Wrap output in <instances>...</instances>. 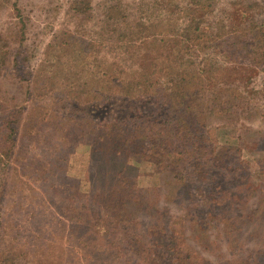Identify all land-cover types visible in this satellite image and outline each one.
I'll list each match as a JSON object with an SVG mask.
<instances>
[{
    "label": "rangeland",
    "instance_id": "374dc122",
    "mask_svg": "<svg viewBox=\"0 0 264 264\" xmlns=\"http://www.w3.org/2000/svg\"><path fill=\"white\" fill-rule=\"evenodd\" d=\"M86 1L0 0V262L264 264V0ZM178 55L216 112L169 101ZM129 165L110 202L97 167Z\"/></svg>",
    "mask_w": 264,
    "mask_h": 264
},
{
    "label": "trees",
    "instance_id": "16d2710c",
    "mask_svg": "<svg viewBox=\"0 0 264 264\" xmlns=\"http://www.w3.org/2000/svg\"><path fill=\"white\" fill-rule=\"evenodd\" d=\"M89 6H90V0H87L85 3L83 2L79 6L80 11H82V9L85 10ZM115 9L120 11V7L115 6V7H113L112 12ZM262 34L264 35V32H262ZM193 36L195 38H197V37L200 36V34L198 33V31H195L194 34H193ZM194 37H191V36L187 35V39L189 38V40H193ZM185 39L186 38L184 37V40ZM163 42H165V41H163ZM257 45L255 47H257ZM259 49L260 50H264V39H263V43H262V45H261V47ZM261 52L262 53H260V57L259 58H256V60H255L256 62H263L264 61V51H261ZM178 57H179V55H178ZM169 61H171V60H169ZM157 63L158 62L155 59L152 61V66H153V67L151 66L152 67V72H153V74L154 73L155 74L156 73H160L166 79L167 85H166V89L165 90H166V92L168 94V97L170 98L169 101L171 103H174L175 106L181 105L182 108H184L186 110H189V112H191L192 109L195 106H198V107L204 106L205 108H208V107L212 106V108H213V110H215V112L218 110L217 109V104H218V101H220V98H219V93L216 92V89L217 88L215 86H213L211 88L212 91H211L209 97H207V98L206 97H203L205 95V92H207V89L206 88H208V87H206V86H208V85L206 84L205 79H200V77H202V72H205L204 70H206V69H201L202 70L201 73L189 72L188 69L186 68V65L184 64V62L181 60L180 57H179V59H176L175 67H170L169 64L163 63L161 65V69H159L157 67ZM198 71H200V69ZM189 74H193V75H191V77H188ZM197 74H200L201 76H197ZM137 86L138 85L136 84V87ZM120 87H121V85H119V88ZM112 88H114V86H112ZM117 92L122 93V94H119L121 96L127 95V94H133L134 93L133 91H131L130 87L129 88L121 87L120 89H118V91L115 89L114 95ZM203 92H204V94H202ZM93 96H97V97H94V98H100L101 97V94L97 90L94 93ZM135 96H137V95L130 96V97H135ZM92 100H94V99L91 98L90 100H84V101L85 102H89V101H92ZM181 122H182V124H180ZM79 124H81V123H79ZM177 124H179L181 127H185L187 129V127L189 125V121H187L186 118L183 121H182L181 118H179L176 121V125ZM115 125H117V124H115ZM140 126L141 125H136L135 126V129L132 130L127 135V137H128L126 139L127 140V143H130L131 142V143L139 144L140 141H141V139L144 138L143 137L145 135L144 134V130H142L140 128ZM106 127H108V125H106ZM108 130H110L107 133L108 135H104V138L106 139L107 142L109 141L110 136L114 134L115 135L114 140L117 139L116 138L117 136H120L119 138L121 139L120 140L121 143H124V137H122L120 135V133L118 132V129H112L111 130V129L108 128ZM162 130H163V132L161 134H155L154 136H155V138L157 136V138H160L161 139V142H160L159 146H160V149L163 150L164 157H166V161H168V163H169V159L168 158H169L170 155H173V156H175L176 154L177 155L178 154L181 155V158L178 157L176 159V162L177 163L174 164L175 167L172 168V170L178 172L180 174V180L182 182H185L184 180L188 176L185 173V171H184L185 170V165H186L185 163H186V159H187V153L186 152H188V151H187V149L185 147H174L175 144H173L171 142V140H172L171 132H174V131H171L169 133H168V131H165L166 132L165 133L164 132V129H162ZM123 134H124V132H123ZM152 141H154L153 144L157 145L159 140L152 139ZM184 142L185 141H183V143ZM198 142H200V144H202L201 141H195L193 143H198ZM125 143H126V141H125ZM108 145H106V146H108L109 148H112V149L110 150L109 148L103 147L101 145L100 147H102L101 150H102V152L104 154H102V153H100V154L106 155V153L109 152V150H110L111 153L113 152L114 155H120L121 150L116 149L117 147L114 148V146L112 144H108ZM175 148H180V149H175ZM191 150H192V153L191 154L196 153V149L195 148H192ZM107 155H109V154L107 153ZM8 156H9V154H8ZM11 156H12V154L10 155V157ZM125 157H128V156L126 155ZM195 158L198 161V156H196ZM125 163H126V160H125ZM199 165H201V164H199ZM92 166L94 167V165H92ZM121 167L122 168H119L118 167L117 170H114V167H111L110 168V167H107V166H100V169H98V167H97V171L100 174V177H102L106 181L109 180L108 178L110 177V174L113 172L112 178H114L115 181H114V183H111L112 185H110L108 187L110 189V192H113L112 193V197L110 199V202H113V200L115 198V194H117L119 192V189L121 187V184H122V182H124V181H121V178H119V176L120 175H123L125 177V176L128 175L127 174L128 173L127 171H125L124 174H122L121 172L124 171V169H127V170L130 169V165H129V168H127V167L124 168L123 166H121ZM203 171L204 170H201V167L199 166V167L196 168L195 173L198 172V174L200 175V172H203ZM198 178L200 179L201 177H198ZM187 179H188V177H187ZM179 186H180V184H179ZM191 187H193V185L190 186L189 188H191ZM187 190H188V188H187ZM189 190H192V189H189ZM5 237H6L5 234H3V235L0 234V238L3 239ZM3 261H5V259H3L2 262H0V263L3 264ZM5 264H18V263H16V261L15 262L14 261H8Z\"/></svg>",
    "mask_w": 264,
    "mask_h": 264
}]
</instances>
